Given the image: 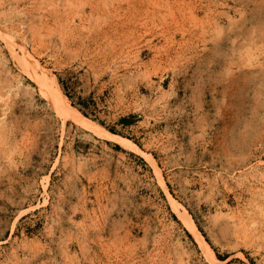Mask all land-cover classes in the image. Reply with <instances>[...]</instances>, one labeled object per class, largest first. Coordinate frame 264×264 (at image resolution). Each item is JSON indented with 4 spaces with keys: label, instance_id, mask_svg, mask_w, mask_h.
<instances>
[{
    "label": "rangeland",
    "instance_id": "obj_1",
    "mask_svg": "<svg viewBox=\"0 0 264 264\" xmlns=\"http://www.w3.org/2000/svg\"><path fill=\"white\" fill-rule=\"evenodd\" d=\"M0 264H264V0H0Z\"/></svg>",
    "mask_w": 264,
    "mask_h": 264
},
{
    "label": "bare ground",
    "instance_id": "obj_2",
    "mask_svg": "<svg viewBox=\"0 0 264 264\" xmlns=\"http://www.w3.org/2000/svg\"><path fill=\"white\" fill-rule=\"evenodd\" d=\"M4 39L11 46L12 50H19V52H14L15 58L18 59L23 70L31 76L40 86L41 91L47 97L48 101L56 109L57 113L63 117L65 120L68 119L75 123L78 126L93 129L96 135L100 139H104L109 142H113L122 148L139 153V149L136 145L132 144L129 140L120 137L114 133L104 130L102 127L97 126L95 123L91 122L87 117L80 113L76 108H74L67 96L63 93L62 89L59 87L56 78L50 77L48 72L42 67L40 62H38L34 56L23 46H21L17 40L15 34H7L3 36ZM20 83V82H19ZM2 123V122H1ZM153 163V162H152ZM157 176L160 179V182L163 183L161 172L159 171L157 165L153 163ZM173 203V207L176 210H179L177 205L173 202L172 198L169 197ZM181 218L188 227L189 231L195 238L196 242L202 249L204 255L208 260L213 263H217V259L214 255V252L205 241L204 237L196 228V225L192 217L186 213H181Z\"/></svg>",
    "mask_w": 264,
    "mask_h": 264
},
{
    "label": "trees",
    "instance_id": "obj_3",
    "mask_svg": "<svg viewBox=\"0 0 264 264\" xmlns=\"http://www.w3.org/2000/svg\"><path fill=\"white\" fill-rule=\"evenodd\" d=\"M113 133L115 132L114 130H111Z\"/></svg>",
    "mask_w": 264,
    "mask_h": 264
}]
</instances>
